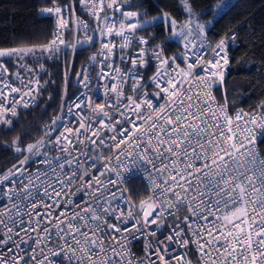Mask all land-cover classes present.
Segmentation results:
<instances>
[{"label":"snow or ice","instance_id":"obj_1","mask_svg":"<svg viewBox=\"0 0 264 264\" xmlns=\"http://www.w3.org/2000/svg\"><path fill=\"white\" fill-rule=\"evenodd\" d=\"M81 2L87 5V0ZM182 4L188 16L185 22L178 24L168 13L153 17L152 21L162 20L171 28L173 36L183 38L186 48L192 42L190 38L201 39L206 29L210 31L233 6L230 0H216L215 4L207 3L196 12L191 0H182ZM106 6L122 11L117 7V0H111ZM99 7L100 11H93L96 3L91 0L90 14L96 17L102 40L101 48L89 60L95 62L103 57L98 79L110 76V72L104 71L105 65L119 74V78L112 77L117 82L111 83L110 88L105 86L107 98L103 103L93 104L91 97L85 101L83 93L77 97L79 102L74 107L81 113L85 108L92 113L80 115L78 128L65 126L61 131L57 125L62 117L54 116L45 126L44 135L35 142L22 147L21 137L17 136L3 145L22 159L0 170V250L8 253L0 251V264H123L125 246L121 244L117 251L116 232L129 233L135 238L136 233L142 235L149 225L159 228L166 216H175L181 207H186L190 214L184 217V222L195 237L192 242L198 244L202 264H264V157L256 151L254 134L256 129L264 131V120L253 114L244 120L243 128L239 123L234 128L233 118L225 114L224 108L212 107L215 102L211 95L213 78L218 74L222 83V72L197 77L204 99L197 93L194 102L191 82L188 88L183 85L202 59L197 55L195 63L187 64V70L177 65L172 75L162 71L170 60L161 59L163 50H157L160 46L152 50L159 64L150 79L157 88L154 95L163 93L165 102L154 106L147 91L139 94L143 77L135 72L137 67L147 64V47H140L131 55L132 68L123 73L120 68L108 64L117 46L103 40L106 35L118 36L123 41L120 51L128 49L130 52L135 33L152 21H141L138 12L122 11L125 20L118 31L115 24L107 22L106 15L101 28L104 0H100ZM42 12L57 16L53 38L41 45L0 48V57L47 54L48 59H54L64 49L71 48L75 52L87 45L94 46L95 35H87V24L76 21L77 30L82 27L85 35L83 39L74 38L69 42L64 37L69 23L61 14L62 9L53 6ZM209 13L211 18L207 22H199L201 16ZM227 40L226 34L213 48L215 63L208 61L211 68L218 70L229 64ZM138 43L145 46L149 40L140 37ZM127 58L128 54L122 55L121 61ZM187 59L186 53V62ZM171 62L175 63L174 57ZM0 69L8 72L3 63ZM208 71L210 69H206ZM81 75L83 79H78L77 83L87 89L90 76L86 68L77 73L78 77ZM127 79L135 83L133 95L125 97L123 82ZM36 83L38 92L39 81ZM18 91L10 89L11 93ZM30 95L29 86L24 96ZM32 100L35 101V97ZM5 103L6 100L0 103V123L10 130L12 121L6 114L10 112L16 116V106L23 103L28 107L29 103L24 97L14 101L11 108H6ZM260 107L264 109V103ZM247 115L238 113L235 120L239 122ZM57 131L59 135H55ZM79 145H83L85 151L81 152ZM105 150H111L110 155L105 156ZM52 152L57 155H51ZM148 165L152 168L149 173L151 188L148 189L151 194L147 200L139 201V212H133L132 198L124 195L127 189L121 188L125 182L124 173L131 174L133 168L141 167L147 171ZM81 192L87 198L82 204L78 197ZM120 202L129 206L126 216L119 207ZM141 214L143 222L137 220L129 228V220ZM113 219L115 222L109 223ZM193 224H196L195 229ZM109 232L113 235L111 241L106 242L104 237ZM182 232L178 223L168 236L157 239L154 252L151 243L146 245L148 264H171L166 259L169 245L175 243L183 247L190 243ZM151 235L156 233L151 232ZM53 238L59 242L45 253L44 249ZM37 249L42 259L38 258ZM173 259L176 264H184L186 258L181 255Z\"/></svg>","mask_w":264,"mask_h":264},{"label":"trees","instance_id":"obj_2","mask_svg":"<svg viewBox=\"0 0 264 264\" xmlns=\"http://www.w3.org/2000/svg\"><path fill=\"white\" fill-rule=\"evenodd\" d=\"M52 2L69 5L78 17L86 15L81 0H0V48L46 44L52 37L53 22L50 16L40 15L38 11ZM215 2L191 0L196 12L205 4ZM117 4L137 10L143 21H152L162 13H168L179 24L188 19L180 0H117ZM231 4L233 6L210 31L206 29L204 35L215 41L227 31L233 29L235 33L236 42L227 47L229 64L220 68L223 82L217 74L212 84L216 99L226 106L230 115H234L240 109H251L264 103V0H232ZM200 18L207 22L211 13ZM138 31L149 37L151 45L163 44L169 56L180 47L182 37L173 36L171 28L162 20L152 21ZM74 38L72 32H68L65 39L71 42ZM93 48L87 45L75 52L71 48L64 49L54 59H48L47 54L0 57L13 72L20 71L38 80L42 94L34 106L22 109L17 118L7 116L12 121L10 130L0 123V170H5L19 157L3 145L17 136L21 137V146L29 143L76 92L77 73ZM259 147L264 154V136L259 140ZM190 255V264H199L195 255Z\"/></svg>","mask_w":264,"mask_h":264},{"label":"built area","instance_id":"obj_3","mask_svg":"<svg viewBox=\"0 0 264 264\" xmlns=\"http://www.w3.org/2000/svg\"><path fill=\"white\" fill-rule=\"evenodd\" d=\"M111 0H104L105 7L103 8V11L101 12V20H100V27L103 28L104 26V16L106 15L108 20L107 22L110 24H115L116 30H119L121 22L125 20V18L122 15V11H135L132 8L124 7L122 5L117 4V7L122 9V11H115L114 9L108 8L106 5L110 3ZM96 8L93 9V11H100V0H95ZM84 8L86 15L78 17L75 14H73L72 10L67 4H58L56 2H52L48 6H44L39 8V14L40 15H48L52 18L53 26H52V37L53 33L55 31L56 27V21L57 16L55 14H47L42 12L43 9L49 8V7H60L62 9V15L64 18H66V21L69 23V28L65 32L64 37L66 38V34L68 32H72L73 38L78 35L80 39H83L85 32L82 27L77 30V24L76 21L83 22L84 24L88 25L87 35H95V44L94 48L91 51V53L88 56V59L83 64L80 72L82 69L86 68L88 75L90 76L89 80V87L85 89L81 84L77 83L78 79H83V75L77 78L76 86L77 90L76 92L71 96V98L61 107L60 111L55 116H61V121L58 122L57 127L62 131L65 126L71 127V128H78L79 127V117L80 115L84 116H90L92 113L89 109L85 108L83 109L82 113L80 110H77L74 107L75 103H78L77 97H79L83 93V99L85 101L88 100L89 97L92 98L93 104H99L103 103L105 99L107 98L105 96V86L108 88L111 87V83L117 82V80H113L112 77L119 78V74H117L114 70L109 69L107 65L104 66V71L110 72V76L106 77L104 80L98 79V73L101 69V63L100 61L103 59L101 56L99 59H97L95 62H92L89 60V57H91L93 54H95L100 48H101V36L100 32L97 28V20L95 15L90 14V5L91 0H87V5L85 3ZM139 13V12H138ZM141 21H143L139 15L138 17ZM233 29L230 31H227L224 33L219 39L212 41L209 39L206 35H204L201 39H192L191 43L187 44V48L185 47L186 42L183 40V38L179 41L180 47L177 49L176 53L172 55H168L165 47L163 44L157 45L160 46L157 50L162 49V56L163 58H169L170 63L165 66V68L162 71L171 73L172 75H175V72H173V69L178 65L179 69L187 70V64L188 63H195L197 55L202 59V63L196 67L193 71V75L189 77L187 81H185L183 87L188 88L189 82L192 84L191 93L193 94V101L195 102L196 94L200 93V98L204 99L203 96V90L199 83L197 82V77H204L206 75L211 76L212 72H215L217 69L211 68V65L208 64V61H212V63H215V57L213 53V48L217 45L219 40L224 37L227 34L228 40L226 43V51L227 47L235 43V39H233ZM235 34V33H234ZM140 37H143L145 40H149V37L141 34L139 31L135 33V41L134 44L129 52L128 49H125L122 53L120 51L119 45L123 42L122 39L118 36L112 35V36H105L103 37L104 42L111 41L112 44H115L116 50L112 54L111 59H109L108 64H113L115 68H120L123 73H127L129 69L132 68L131 64V55H134L136 52H138L140 47H147L148 52L145 56V59L147 61V64L145 67H137L135 69V72L140 73L143 77L141 80V87L139 88V94L142 95L145 91L149 93L148 98L153 101L154 106L159 107V105L163 104L165 101L163 99V93H161L160 96H155L154 93L157 91V88L155 86V83L150 79L156 72L157 66L159 64V60L155 59V57L152 55L153 48H156V46H153L150 44V41L147 45L142 46L138 43V40ZM187 53L188 59L187 62L185 61V54ZM128 54V58L125 59L123 62L121 61V56ZM228 55V52H227ZM175 58V63L173 64L171 62V58ZM229 57V56H228ZM0 63H3L4 66L8 69L7 73H4L2 69H0V92L3 93V96H0V103H4L6 100L7 103L4 104L6 108H11L14 101L20 100L21 97H24V101L29 103L28 107H24L23 103L18 104L16 106V116H12L11 113H7L6 115L10 118H17L19 112L22 109L29 108L31 106H34L37 103V100L39 97H41L40 90L37 92V80L35 78H29L26 76L23 72H13L10 68V66L7 64V62L0 58ZM206 69H210V71L206 72ZM135 83V80L133 79H127L123 82V93L124 96L133 95L132 91V85ZM29 86L31 87V95L30 96H24L26 92H29ZM11 88H17L19 89L16 93H11ZM211 95L215 98V102L212 105L213 108H224L225 114L229 117L233 118V127H236V124L239 123L240 127H244V120L248 119L253 114H257L260 116L262 120H264V113L262 112V108L260 107L261 104L256 106L255 108L251 109H240L238 110L234 115H230L226 106L219 102L213 92V89L211 88ZM32 97H35V101L32 100ZM139 99V95L136 97ZM112 100L115 99V97H111ZM123 103L127 104V100H124ZM72 109L69 111V109ZM248 114L247 116H243V119L239 122L235 120V117L237 114ZM217 115H220V113H217ZM53 118V117H52ZM52 118L46 122L43 125L42 132L35 136L33 140H31L29 143L35 142L37 139L42 137L46 131L45 126L49 125L51 123ZM221 123H223V120H221ZM257 137L255 148L256 151L260 154L261 157H264V154L262 153L260 147H259V140L264 136V131L261 129H256L254 133ZM55 135H59V131L55 133ZM111 135V133H109ZM54 138V137H53ZM27 143V144H29ZM25 144L24 146H26ZM23 147V146H22ZM79 150L81 152L85 151V148L83 145H79ZM47 151L48 149H44ZM127 151V149H125ZM111 150H105L104 155L108 156L110 155ZM51 155H57V153L52 152ZM75 155V153H73ZM19 159H22L21 156L17 158V160L13 163L15 164ZM127 163V161H125ZM99 166V165H98ZM159 166V165H158ZM11 167V165L9 166ZM7 167V168H9ZM36 165H32V168H35ZM6 168V169H7ZM5 169V170H6ZM91 171V170H90ZM149 173H152V168L150 165L147 166V171L143 170V167L137 169L133 168L132 173L125 172L124 173V183L121 185L122 189H127L128 191L124 193L125 196H131L132 200L131 202L135 205V207L132 209L133 212H139V201L144 199L147 200V197L151 194L148 189L151 188V181L149 180ZM99 175V173H97ZM154 175V173H153ZM79 202L82 204L83 199H87L84 197L83 192L78 194ZM73 199H78L77 197H73ZM119 207L123 209L125 216L127 215V212L129 210V206L123 202H120ZM190 216L188 209L186 207H181L175 214V216H166L165 222L160 225L159 228H157L155 225H149L143 230V234L140 233L135 234V238H132V236L129 233H122V232H116L115 236L118 238V243L116 245L117 251H120V246L123 244L125 246V254H124V260L123 264H129V261H131V264H137V261H143V264H148V255L149 253L146 251V245L151 243V250L154 252L156 248V241L157 239H163L164 237L168 236L173 229H175L176 225L179 223L181 228L183 229L182 236L185 239H188L190 243L186 246H178L175 243H172L169 245V252L166 254V259L171 261V264H176L175 259L173 257L181 256L183 255L186 259L184 264H190V253H193L195 255V258L199 264H202V258L200 255V252L198 251V244L193 243L192 241L195 239L191 232H189L188 224L184 222V217ZM137 220H140L141 223L143 222L142 214L136 216L134 219L129 220L128 227L130 228L132 224H135ZM114 219L110 220L109 223H114ZM191 222V217L190 221ZM197 223L203 224V221H198ZM193 229L196 228V224L192 225ZM151 232H155L156 235H151ZM113 233L109 232L108 235L104 237L106 242L111 241ZM127 236L128 239L125 240L124 237ZM207 239V237H205ZM55 238H53L51 243H48L47 247L44 249L45 253H47L48 249L54 248V245L58 243ZM174 250V251H172ZM4 251V250H0ZM31 251V249H29ZM5 255H8L6 251H4ZM163 254V253H162ZM37 255L39 259H42V257H39V249H37ZM153 260L156 259L155 256L151 257ZM119 259V258H118ZM11 264V262H9Z\"/></svg>","mask_w":264,"mask_h":264},{"label":"rangeland","instance_id":"obj_4","mask_svg":"<svg viewBox=\"0 0 264 264\" xmlns=\"http://www.w3.org/2000/svg\"><path fill=\"white\" fill-rule=\"evenodd\" d=\"M232 0H230V2H231ZM180 2H181V4H182V0H180ZM183 5V4H182ZM69 6V5H68ZM163 15V13L161 14V16ZM171 17V16H170ZM172 18V17H171ZM173 19V18H172ZM199 22H201V23H205V22H203L202 21V19L200 18V20H199ZM178 23V22H177ZM179 24V23H178ZM193 28L195 29V25L193 24ZM181 37L179 36L178 37V39H180ZM18 72H20V71H18ZM216 72H222V69H219V70H217Z\"/></svg>","mask_w":264,"mask_h":264}]
</instances>
